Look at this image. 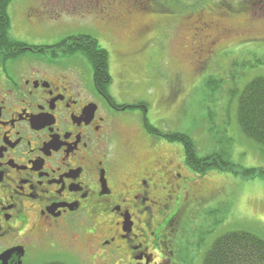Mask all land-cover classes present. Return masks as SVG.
Listing matches in <instances>:
<instances>
[{"label":"flooded vegetation","instance_id":"obj_1","mask_svg":"<svg viewBox=\"0 0 264 264\" xmlns=\"http://www.w3.org/2000/svg\"><path fill=\"white\" fill-rule=\"evenodd\" d=\"M11 5L0 0V12L6 8L9 33L17 34L42 15L58 20L62 8L22 14ZM135 10L107 3L92 13L100 17L95 30L50 46L15 36L24 46L17 51L0 24V264H180L175 252L199 251L198 229L187 222L205 210L202 189L161 153L158 140L168 141L153 133L149 106L123 88L115 97L109 81L95 77L90 46L71 40L97 41L99 27ZM232 33L221 28L216 37ZM57 44L61 51L45 50ZM132 125L138 135L128 138L121 130Z\"/></svg>","mask_w":264,"mask_h":264},{"label":"rangeland","instance_id":"obj_2","mask_svg":"<svg viewBox=\"0 0 264 264\" xmlns=\"http://www.w3.org/2000/svg\"><path fill=\"white\" fill-rule=\"evenodd\" d=\"M37 1L12 0L11 7L18 12L25 9L22 14L28 7H62L60 18L50 21V15H42L36 28L9 33L12 38L16 36L35 46H50L66 36L95 30L100 19L92 15L96 7L115 3L135 10L134 4L136 10L131 18L119 25L99 27L102 38L97 41L108 51L109 83L115 97L123 88L125 97L142 100L149 106L150 123L160 133L188 135L201 157L213 156L223 149L230 151L229 160L234 164L264 170V151L242 135L236 105L228 98L232 83L241 87V83L264 76V0H180L181 8L169 11L170 14L155 12L167 7L158 0H42L41 4ZM227 27L234 29L232 35L216 37L219 29ZM210 77L218 85L223 81L221 90L205 87ZM121 133L129 138L138 135V130L132 125ZM158 142L162 144L161 153L180 163L202 189L205 209H218L215 229H207L211 222L202 223V209L191 215L195 220L192 217L187 223L191 229H198L194 246L199 251L190 259L175 252L174 260L180 264H201L211 242L234 230L250 231L264 238V178L243 181L216 171L197 177L186 167L180 143ZM136 153L145 157L140 148ZM202 225L204 230H215L214 233L202 231ZM202 234L205 239L200 243ZM177 241L183 244L177 239L175 245Z\"/></svg>","mask_w":264,"mask_h":264},{"label":"trees","instance_id":"obj_3","mask_svg":"<svg viewBox=\"0 0 264 264\" xmlns=\"http://www.w3.org/2000/svg\"><path fill=\"white\" fill-rule=\"evenodd\" d=\"M12 0H1L4 4L10 3ZM161 4H166L165 9L153 8L157 13L160 14H170L172 10L181 8L180 0H158ZM259 2V1H258ZM141 4H143L141 2ZM163 6V5H162ZM143 8V7H142ZM148 10V6H145ZM158 10H160L158 12ZM153 11V12H154ZM7 10L3 9L0 12V24L4 27L5 40L8 42L7 48L13 47L17 51V47H24L19 45L14 38L9 34V27L7 19L5 20L4 15ZM6 17V15H5ZM7 30V32H6ZM73 41H81L85 43V46H90L92 50V55H88L89 60L92 62L93 71L95 77L107 79L110 81V74L108 68V52L98 44V41L92 37H77L76 39H71ZM13 43V44H12ZM51 48V47H50ZM47 48L45 50L51 51H61V46L57 45L51 49ZM42 50V49H41ZM81 49L75 48L67 50L69 55L77 53ZM66 51V52H67ZM245 67L240 65V68ZM239 68V66H233V69ZM251 68H253L251 66ZM233 76V75H232ZM235 80L234 76L231 79ZM231 81V82H232ZM223 81L218 85L217 80L212 77L208 79L205 83V87L208 89L220 88ZM233 88L228 93V98L233 101L236 105V120L238 128L242 135L253 144H255L260 151H264V76L260 75L250 79L246 84H240L241 87H237V83H232ZM158 135H161L158 130H155ZM164 135V138L169 143H180L183 147L184 163L186 167L197 177H202L209 172L216 171L218 173H228L234 177H237L243 181L255 180L257 178H264V170L261 168H245L240 165L234 164L229 160L230 151H223L219 153H213V156L201 157L198 155L197 147L195 142L191 137L181 133H171ZM205 195L202 197V205H204ZM218 209L204 210L202 212V223L207 224L211 222L210 226L208 223L207 229H215L217 227V214ZM202 231H207L206 233H214L215 230L210 232L209 230H204V225H202ZM201 233V231L199 232ZM212 233V234H213ZM200 243L204 241L205 235L200 236ZM189 259L193 254L184 253ZM193 258V257H192ZM201 264H264V238L245 230H234L231 232H226L215 240L211 242L209 249L204 254Z\"/></svg>","mask_w":264,"mask_h":264}]
</instances>
